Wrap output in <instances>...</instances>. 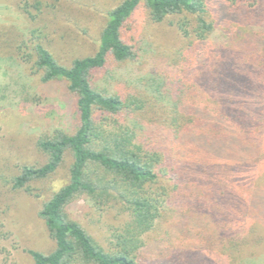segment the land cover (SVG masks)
I'll use <instances>...</instances> for the list:
<instances>
[{
	"label": "rangeland",
	"instance_id": "1",
	"mask_svg": "<svg viewBox=\"0 0 264 264\" xmlns=\"http://www.w3.org/2000/svg\"><path fill=\"white\" fill-rule=\"evenodd\" d=\"M35 1L0 0V264H33L28 250L46 253L54 248L38 211L67 182L70 156L50 177L24 189L14 188L12 178L21 165H42L46 160L36 146L39 137L56 129L72 133L78 123L76 95L63 83L42 84L19 57L17 46L27 40L29 29L39 28L45 47L68 65L73 58L96 51L107 13L121 2L38 0L37 10L30 7ZM207 3L209 18L217 22L206 39L191 31L184 36L168 20L153 21L140 3L120 31L122 40L133 47L135 58L120 63L109 59L92 73L98 90L127 101H143L142 105L139 100L142 108L133 105L124 111L120 122L135 130L136 141L145 151L161 156L152 189L165 197L155 227L144 235L140 264H264V157L258 156L264 152V133L258 147L237 143L240 130L224 119L231 138L219 143L207 144L197 133L193 137L184 132L173 135L168 128L172 114L167 99H160L182 87L192 102L199 101L200 110L193 108V113L205 114L202 111L216 107L213 100L220 96H233L237 103L244 95V78L236 77L234 68H222L218 76L222 85L212 73L217 61L232 65L223 51L239 44L244 34L238 37L224 27L226 21L236 25L227 17L231 14L228 0ZM262 4L263 0H257L255 8ZM180 19L182 16L173 20ZM252 32H257L252 40L264 46V25L253 26ZM212 108L209 123L216 118ZM201 140L205 143L200 144ZM199 158L202 161L197 166ZM213 164L233 166L234 183L224 190L213 186L202 175L203 167L209 169ZM175 171L184 176L180 174L183 179L177 189L171 179ZM215 201L226 209L238 205L228 227L219 226L218 233L212 219ZM66 211L105 249L130 221L124 205L113 198L95 204L81 196ZM227 228L236 236L233 247L221 239Z\"/></svg>",
	"mask_w": 264,
	"mask_h": 264
},
{
	"label": "trees",
	"instance_id": "2",
	"mask_svg": "<svg viewBox=\"0 0 264 264\" xmlns=\"http://www.w3.org/2000/svg\"><path fill=\"white\" fill-rule=\"evenodd\" d=\"M249 1L228 0L231 14L227 17H232L236 25L226 21L224 27H227V32L238 37L244 34V37L232 49L223 51L232 65L217 61L212 69L218 77L224 71L222 68H234L236 77L244 78L241 87L243 97L236 103L233 96H220L221 99L213 100L216 107H209L202 111L205 114H198L191 110L199 109L198 99L192 102L186 90L177 87L178 93L171 94L169 98L160 97L167 99L172 114L168 128L173 135L184 132L185 136L193 137L197 133L205 138L207 144L219 143L231 138L228 136L231 132L223 123L224 119H229L240 130L237 143L244 141L258 147L260 139H263L264 46L252 40L257 35L252 28L264 25V4L255 8L257 0H253L254 4H249ZM35 2L30 7L40 10L38 0ZM140 3L147 8L153 21L161 23L168 20L176 24L184 36H189L191 31L198 38L206 39L217 22L209 18L207 0H121L107 13L93 54L73 58L65 65L45 47L39 28L29 29L27 40L17 46L19 57L42 84L63 83L69 92L76 95L78 115L77 127L72 133L56 129L52 134L38 138L36 146L46 157L42 165L23 164L12 178L14 188L24 189L30 183L50 177L63 164L65 157L70 156L67 182L53 191L38 211L54 248L46 253L28 250L33 264H140L139 252L144 245V235L155 227L160 217L165 193L153 190L152 186L161 156L155 151H145L144 146L136 141L135 130L120 122L124 111L133 105L142 108L143 101L136 98L123 100L116 94L98 90L92 83V73L103 68L109 59L120 63L135 58L133 47L122 40L120 31ZM180 16L182 19L173 20ZM217 79L218 85H222L221 77ZM211 108L216 118L209 123ZM258 156L264 157V152H259ZM201 161L199 158L197 166ZM180 174L183 176L181 171H175L171 176L175 189L184 177ZM202 175H207L212 185L221 190L236 179L233 166L228 164H213L209 169L203 167ZM81 196L95 204L117 199L129 213L130 221L125 231L116 234L107 249L66 211V206ZM214 207L212 219L214 232L218 233L216 229L219 226L228 227L227 222L232 212L236 213L238 205L231 206L233 209L221 208L217 204ZM226 230L222 232L221 239L233 247L236 236L229 228Z\"/></svg>",
	"mask_w": 264,
	"mask_h": 264
}]
</instances>
